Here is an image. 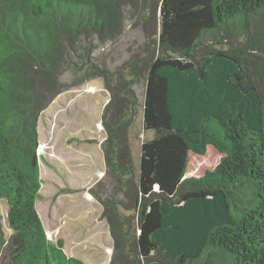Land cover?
I'll use <instances>...</instances> for the list:
<instances>
[{"label":"trees","instance_id":"16d2710c","mask_svg":"<svg viewBox=\"0 0 264 264\" xmlns=\"http://www.w3.org/2000/svg\"><path fill=\"white\" fill-rule=\"evenodd\" d=\"M130 1L0 0L7 264H84L49 237L37 208L39 119L70 87L100 76L110 86L94 41L117 36ZM159 11L161 51L127 66L145 77L143 127L156 130L138 170L126 134L138 98L124 75L104 114L108 172L126 197L96 193L114 239L111 264H264V0H161ZM224 37L228 47L196 57ZM211 147L214 165L205 161Z\"/></svg>","mask_w":264,"mask_h":264},{"label":"rangeland","instance_id":"374dc122","mask_svg":"<svg viewBox=\"0 0 264 264\" xmlns=\"http://www.w3.org/2000/svg\"><path fill=\"white\" fill-rule=\"evenodd\" d=\"M160 1L124 2L122 28L117 36L94 41L92 59L108 68L110 86L106 77H94L60 93L40 115L42 188L37 208L49 237L54 241L63 238L65 251L82 259L84 264H111L114 257L115 245L110 224L103 215L104 205L96 193L104 198L125 197L124 190L116 188V180L108 172L104 149L108 137L104 114L113 96L111 86L116 88L121 75L132 84L133 87H130L135 89L138 98L134 104L135 113L126 131L134 168L137 170L142 142L156 135L155 129L143 127L145 77L131 74L127 66L133 60L138 62V66H143L152 53L161 51L158 45ZM207 42V45L196 49L198 59H202L213 48L228 47L227 37L209 39ZM166 50L173 53L172 48ZM74 75L72 72L69 81ZM117 150L118 147L113 152L115 161ZM210 153L212 155L205 161L214 165L219 154L214 147L210 148ZM7 209V205L2 203L0 242L2 237L12 234L6 216ZM120 211L123 214L133 213L123 206H120ZM7 248L8 245L0 244V264L9 262ZM126 261L134 264L133 258ZM116 264L127 263L125 260H116Z\"/></svg>","mask_w":264,"mask_h":264},{"label":"crops","instance_id":"0c3cea01","mask_svg":"<svg viewBox=\"0 0 264 264\" xmlns=\"http://www.w3.org/2000/svg\"><path fill=\"white\" fill-rule=\"evenodd\" d=\"M40 137V136H39ZM40 167H41V164H40ZM48 232V231H47ZM52 239V238H51ZM57 241V240H56Z\"/></svg>","mask_w":264,"mask_h":264}]
</instances>
